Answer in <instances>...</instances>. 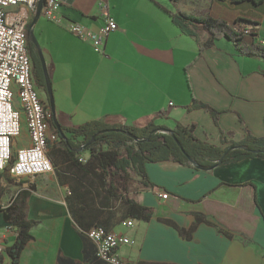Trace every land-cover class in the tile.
<instances>
[{
	"label": "crops",
	"instance_id": "obj_1",
	"mask_svg": "<svg viewBox=\"0 0 264 264\" xmlns=\"http://www.w3.org/2000/svg\"><path fill=\"white\" fill-rule=\"evenodd\" d=\"M60 1L59 23L40 12L32 27L37 44L41 42L38 47L53 95L54 111L31 73L50 114V132L59 136L47 147L53 169L19 181L7 171L0 174V264H10L6 250L17 236L11 209L21 202L24 220L37 224L29 231L32 240L19 264H56L58 256L86 264L79 227L92 226L129 237L137 252L128 245L117 254L130 264H264V160L211 170L164 161L146 164L144 187L143 178L132 169L124 179H110L101 168L80 169L78 161L86 163L89 152L83 147L70 150L67 139L77 144L82 138L73 139L64 131L90 122L134 129L153 124L169 131L180 125L193 128L197 140L221 148L226 146L221 144L222 134L228 143L247 134L264 138V62L245 58L227 39L200 52L207 35L199 30L195 36L184 35L165 13L230 22L246 19L258 24L257 34L264 40V4ZM102 8L116 29L104 40V53L96 54L88 42L75 39L64 27L74 22L99 32L106 23ZM17 10L9 8L7 13ZM35 11L26 10V26L30 27ZM192 99L220 113L217 123L202 109H187ZM161 194L168 197L163 200ZM130 204L151 209L149 222L131 220ZM127 220L133 221L132 228L123 226Z\"/></svg>",
	"mask_w": 264,
	"mask_h": 264
},
{
	"label": "trees",
	"instance_id": "obj_2",
	"mask_svg": "<svg viewBox=\"0 0 264 264\" xmlns=\"http://www.w3.org/2000/svg\"><path fill=\"white\" fill-rule=\"evenodd\" d=\"M240 2L254 4V6L264 4V0L258 3L252 0H242ZM240 2H235V4H239ZM165 13L184 35L195 36L194 32L197 30L207 35V40L199 45L200 52L212 47L213 43L221 39H227L232 42L238 53L245 56V58H260L264 62V47L256 44L259 38L256 31L258 26L256 22L242 18H237L233 22H230L215 20V18L210 17L190 16L184 13ZM28 25L25 29L26 45L32 63L31 73L35 82L34 85L39 89V87L43 88L45 80L41 70V62L36 54L34 45L29 40L27 33ZM233 29H237L238 31L243 30L247 34L234 32ZM195 108L196 110L202 109L208 112L213 119V123H217L220 113L192 99L187 109ZM109 130L113 131L106 132ZM61 131L63 130L59 132L61 133ZM64 131L70 133L73 139L82 138V142L77 144H73L67 139L66 145L70 150L83 147V150L89 152V160L86 163L78 161L77 165L80 169L96 172L98 168H101L104 171V175L110 179H124L127 170L132 169L143 178L144 187H146L145 183L148 182L144 169L146 164L164 161L178 163L183 166H192L195 170H211L220 165H229L245 160H264V138L254 137L250 134H247L244 139L238 142L231 143H228L222 134L220 141L222 145L226 146L221 148L215 147L205 141L197 140L194 137L193 128L187 129L180 125H176L174 130L169 131L164 127H158L153 124H147L143 128L134 129L133 127L107 126L101 122H90L80 126L76 130L68 129ZM55 133L57 134L56 131ZM88 144L90 145L88 146ZM230 148L234 149L223 156L224 152ZM220 160L221 163L219 164ZM21 207H23L22 202L14 209H11V213L15 215L14 225L17 228V236L13 245L6 250V256L9 258L10 264H19L20 255L26 244L32 240L29 231L37 224L34 221L24 220ZM152 212L151 209H147L146 207L130 204L127 216L133 221L148 223L152 217ZM5 218L6 221L10 219L6 215ZM196 222H201V219L196 217ZM79 228L83 239V262L86 264H105L97 258L95 247L87 238L86 233L92 228H99L105 232L108 231L99 226H92L87 230H84L82 227ZM186 235L189 236L188 233ZM56 264L78 263L58 256Z\"/></svg>",
	"mask_w": 264,
	"mask_h": 264
},
{
	"label": "built area",
	"instance_id": "obj_3",
	"mask_svg": "<svg viewBox=\"0 0 264 264\" xmlns=\"http://www.w3.org/2000/svg\"><path fill=\"white\" fill-rule=\"evenodd\" d=\"M37 2L38 0H29L28 8L0 16V174L7 171L14 181L40 177L53 169L37 117L38 102L25 86L23 59L19 54L20 48L17 47L21 25L26 21V10L32 11ZM60 5V0H44L41 7L43 18L59 23ZM101 11H104L106 23L99 32H89L74 22H67L64 27L75 39L88 42L96 54L104 53V40L116 29L115 22L106 15L105 9L102 8ZM233 31L247 34L243 30ZM256 44L264 47V40L258 38ZM50 134L53 144H56L57 134L55 131ZM24 141L28 142L27 146L23 144ZM167 197L166 194L160 195L163 200ZM133 225L131 220L123 222L126 228H132ZM86 236L94 245L99 261L105 264H130L117 254L120 247L133 245L134 242L129 237L99 228L90 229Z\"/></svg>",
	"mask_w": 264,
	"mask_h": 264
},
{
	"label": "bare ground",
	"instance_id": "obj_4",
	"mask_svg": "<svg viewBox=\"0 0 264 264\" xmlns=\"http://www.w3.org/2000/svg\"><path fill=\"white\" fill-rule=\"evenodd\" d=\"M29 6V0H7V1H0V16H7V9L12 8H20L21 7H28ZM28 21V17L26 16V21H24L23 25H21V29L19 32V37L17 40V47L20 48L19 54L21 55V59H23V65H24V72H23V79L26 81V88L31 93V95L34 96L35 101L38 102V120H40V127L43 131V140H44V147L47 148L49 143L53 142V139L51 138V132L48 125V117L49 112L47 111L46 106L41 101V97L37 93L35 87L33 86V81L31 79V61L28 55V49L26 45V39H25V29L26 24Z\"/></svg>",
	"mask_w": 264,
	"mask_h": 264
},
{
	"label": "water",
	"instance_id": "obj_5",
	"mask_svg": "<svg viewBox=\"0 0 264 264\" xmlns=\"http://www.w3.org/2000/svg\"><path fill=\"white\" fill-rule=\"evenodd\" d=\"M43 3H44V0H38L37 4H36V6H35V10H36V11H35V18H34V20L31 22L30 27H29L27 33H28V35H29V40H30V42L34 45V47L36 48V50H37V52H38L37 55H38V58H39V60H40V62H41V66H42L41 70H42L43 77H44V80H45V84H44V86H43V90H44L45 95H46L47 98H48V102H49V105H50L52 111H54L53 95H52L51 89H50V87H49V82H48L47 76H46L45 71H44L45 66H44V62H43L42 56H41V51H40V49H39V47H38V44H37V42H36V40H35V38H34L33 33H32V27L34 26V24L36 23V21L38 20V18H39V16H40L41 7L43 6ZM112 131H113V130H109V131H106V132H112ZM117 131H118V130H117ZM118 132H119V131H118ZM176 143H177V145L180 147V145H179V143H178L177 141H176ZM89 145H90V144H88V146H89ZM234 148H236V147H234ZM234 148H230V149H228L226 152H224L223 156L226 155L227 153L231 152ZM239 148H240V147H239ZM220 163H221V160H220L219 164H220Z\"/></svg>",
	"mask_w": 264,
	"mask_h": 264
},
{
	"label": "rangeland",
	"instance_id": "obj_6",
	"mask_svg": "<svg viewBox=\"0 0 264 264\" xmlns=\"http://www.w3.org/2000/svg\"><path fill=\"white\" fill-rule=\"evenodd\" d=\"M38 44H39V46L41 47V42H39L38 41ZM22 133H24V137H25V132H22ZM131 247V249H133L134 251V253H136L137 252V245H134V246H130Z\"/></svg>",
	"mask_w": 264,
	"mask_h": 264
},
{
	"label": "flooded vegetation",
	"instance_id": "obj_7",
	"mask_svg": "<svg viewBox=\"0 0 264 264\" xmlns=\"http://www.w3.org/2000/svg\"><path fill=\"white\" fill-rule=\"evenodd\" d=\"M28 29H29V25H28ZM35 50H36V48H35ZM36 52H37V50H36ZM37 53H38V52H37ZM37 53H36V54H37ZM37 56H38V55H37ZM43 86H44V84H43ZM35 87H36V86H35ZM36 88H37V87H36ZM37 89H38V88H37ZM42 89H43V88H42Z\"/></svg>",
	"mask_w": 264,
	"mask_h": 264
}]
</instances>
